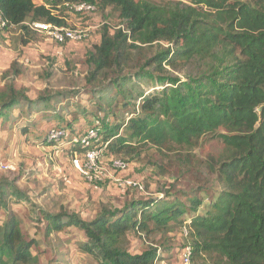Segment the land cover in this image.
<instances>
[{
    "label": "trees",
    "instance_id": "obj_1",
    "mask_svg": "<svg viewBox=\"0 0 264 264\" xmlns=\"http://www.w3.org/2000/svg\"><path fill=\"white\" fill-rule=\"evenodd\" d=\"M64 3L113 8L123 22L114 32L104 27L89 58L87 80L93 93L105 95L114 88L124 95L134 113L112 129L107 120L97 123L99 137L104 136L100 149L109 143L106 149L114 154L149 146L174 153L192 150L213 135L228 154L215 168L221 191L205 213H199L203 199L192 196L182 203L166 193L162 199L131 200L115 212L104 209L92 221L67 211L48 214V234L79 229L86 237L80 249L98 264H154L160 258L157 250L132 255L128 234L148 237L177 225L193 239L195 258L212 259L202 264H264V0L254 5L243 0H175L166 5L54 0L52 9L35 0H0V16L23 30L28 22L66 26L53 15ZM156 44L161 48L142 63L140 54ZM141 82H156L162 89L147 93L136 88ZM52 105V97L34 101L27 89L11 81L0 93V119L4 124L14 121L16 109L33 118L54 110ZM121 128L124 137L119 136ZM85 151L74 143L69 153L73 157ZM13 200L21 203L27 197L15 181L1 177L0 206L9 211V220L0 227V264H39L32 253L35 242L24 239L20 220L10 211Z\"/></svg>",
    "mask_w": 264,
    "mask_h": 264
},
{
    "label": "rangeland",
    "instance_id": "obj_2",
    "mask_svg": "<svg viewBox=\"0 0 264 264\" xmlns=\"http://www.w3.org/2000/svg\"><path fill=\"white\" fill-rule=\"evenodd\" d=\"M137 1L166 5L175 0ZM243 1L254 5L258 0ZM35 3L38 4L37 0ZM95 8L88 14H77L69 8L55 10L65 18L66 26L91 28L89 37L81 43L58 45L33 32L28 25V30L0 28V93L13 81L17 88L27 89L29 98L34 101L52 97L55 108L34 113L33 118L25 109H16L14 121L4 124L0 119V178L15 181L27 197L21 203L13 200L9 208L20 220L24 239L35 242L32 253L38 257L39 264H98L93 256L80 249L86 241L84 232L70 227L48 234V214L67 211L80 215L85 221H92L104 209L115 212L131 200L162 199L166 193H171V198L178 197L182 203L192 196L203 199L204 205L199 211L202 214L221 191L214 171L228 150L222 140L213 135L203 137L192 150L171 153L149 146L131 154H114L106 149L108 145L100 149L104 142L102 134V138L92 145L101 150L98 161L108 171L104 181L89 183L72 168L69 150L74 143H79L86 129L94 125L98 130L97 123L102 120H107L108 129H112L126 123L134 113L133 106H127L125 96L114 88L101 95L93 93L92 85L88 83L92 70L89 58L94 54V47L101 42L104 27L111 32L123 27L115 9ZM159 48L156 44L142 52V63ZM14 71H18V76L14 77ZM127 85L136 98L135 87L132 83ZM161 86L156 82H141L136 88L153 93L156 89L161 90ZM63 95L66 99L62 98ZM139 104L140 101L136 105ZM61 127L65 128L66 137L49 144L48 134ZM219 133L225 134L223 130ZM119 136H125L124 128L120 129ZM113 158L124 161L128 170L113 169ZM113 178L140 183L143 190H122ZM8 212L0 206V227L9 220ZM170 229L148 237L130 232L129 252L141 255L157 250L160 258L154 264H184L182 250L191 245L193 239L188 234L186 237L180 226L172 225ZM192 259L191 264L212 261L207 256L195 258L192 255Z\"/></svg>",
    "mask_w": 264,
    "mask_h": 264
},
{
    "label": "built area",
    "instance_id": "obj_3",
    "mask_svg": "<svg viewBox=\"0 0 264 264\" xmlns=\"http://www.w3.org/2000/svg\"><path fill=\"white\" fill-rule=\"evenodd\" d=\"M54 0H37L38 6H43L46 9H52ZM69 8L77 14H88L95 11V6L88 3L81 4H71L64 3L58 6V9ZM53 15H57V18L66 22L65 18L61 17L59 12H53ZM38 34L44 35L51 41L58 45H64L68 43H81L89 37V32L91 28H70L68 26H58L51 23L43 22H32L31 24H26V26ZM15 26L9 25L8 22L0 16V28L9 29ZM65 129H57L51 131L47 136V142L49 144H55L60 142L66 137ZM99 132L94 128L88 129L79 141V145L86 148L83 155L75 154L71 159L72 168L79 173L85 180L89 183H102L107 177V169L99 164L98 156H100L101 150L96 149L92 143L99 140ZM109 145L106 143L105 146ZM112 168L117 171L128 170V165L121 159L113 158ZM7 170L8 167H5ZM108 172V171H107ZM110 178V176H109ZM114 182L118 183L119 188L122 190H127L129 188L137 189L142 191L143 187L140 183L136 182H124L120 179H114ZM182 232L185 233L187 237L188 231L186 228H182ZM193 249L191 245L186 246L181 253V261L184 264L192 263Z\"/></svg>",
    "mask_w": 264,
    "mask_h": 264
},
{
    "label": "water",
    "instance_id": "obj_4",
    "mask_svg": "<svg viewBox=\"0 0 264 264\" xmlns=\"http://www.w3.org/2000/svg\"><path fill=\"white\" fill-rule=\"evenodd\" d=\"M259 112L261 111V109L258 110Z\"/></svg>",
    "mask_w": 264,
    "mask_h": 264
}]
</instances>
